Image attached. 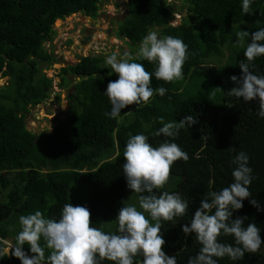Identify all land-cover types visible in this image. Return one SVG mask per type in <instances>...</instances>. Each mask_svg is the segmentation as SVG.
<instances>
[{"label": "trees", "instance_id": "trees-1", "mask_svg": "<svg viewBox=\"0 0 264 264\" xmlns=\"http://www.w3.org/2000/svg\"><path fill=\"white\" fill-rule=\"evenodd\" d=\"M183 2L187 6L180 11L187 12L176 25L175 11L165 6L164 0H128V14L120 23L119 36L134 45L140 44L150 31L161 38L171 35L181 39L188 45L182 79L203 71L205 64L221 65L209 75V81H215L222 89L219 101L213 103L190 89L181 90L172 82L157 80L154 63L132 56L153 73L150 87H164L167 91L164 96L154 93L147 104L128 105L119 116L111 118L105 115L111 104L104 92L109 81L118 79V74L111 73L104 56L90 55L62 68L63 75L79 78L72 95L69 124L56 127L52 133L36 135L27 129L25 119L31 107L50 97L53 81L42 72L41 65L56 61L45 44L53 40L58 19L78 12L96 17L99 0H0V74L9 77L0 89V186L3 191L8 190L7 201H0V248L9 240L15 244L21 230V215L39 210L45 218L58 221L66 203L88 208L93 227L114 233L108 229L111 226L117 232L118 225L115 221L111 225L108 219L117 204L129 197L122 168L123 152L127 140L136 134L146 135L153 147L165 140L175 142L189 157L186 162L177 160L168 182L162 189L154 190L157 195L163 191L179 193L188 202L184 216L161 222L166 242L163 250L168 256H175L177 264H188L189 257L195 256L201 247L194 233L185 236L182 226L190 225L207 193L234 182L232 172L236 165L232 161L241 151L248 155L252 169V197L242 201L243 207L233 211L232 219L247 217L245 227L254 223L261 229L264 242V118L257 114L258 99L245 102L228 94L235 86L230 77L239 78V63L247 62L243 53L251 42V33L264 28V0H251L252 12L245 14L242 0ZM242 30L250 33L243 47L236 43V33ZM252 71L264 76V55L255 58ZM189 115L197 122L185 125L176 137L153 135L162 127L159 117L167 123ZM74 183L90 184L91 194L86 202L70 201ZM252 198L262 210L250 203ZM147 218L151 219L149 215ZM218 239L235 246L232 236L222 234ZM40 244L47 257L50 250L43 238ZM23 251L34 255L27 243ZM141 260L142 256L134 257L136 264ZM217 260L218 264H264V243L256 253L245 252L243 259ZM0 264L21 261L10 254L0 258ZM103 264L114 262L106 260Z\"/></svg>", "mask_w": 264, "mask_h": 264}, {"label": "clouds", "instance_id": "clouds-1", "mask_svg": "<svg viewBox=\"0 0 264 264\" xmlns=\"http://www.w3.org/2000/svg\"><path fill=\"white\" fill-rule=\"evenodd\" d=\"M165 6H172L174 0H164ZM242 12L251 13V0H242ZM236 43L244 46L249 38L248 31L236 33ZM264 28L251 33V42L243 53L244 60L239 63L242 75H233L230 79L235 86L228 94L242 98L245 102L258 99V116L264 118V76L254 74L252 62L264 55ZM188 45L171 35L158 38L155 31H150L142 40L137 57L156 65L155 78L165 82L183 78V65L188 58ZM111 73L118 74V79L109 81L104 92L111 104V110L105 115L116 118L121 109L128 105L147 104L154 93L164 96L166 89L150 87L152 75L143 64L135 62L128 53L118 58L112 54L105 61ZM110 73V74H111ZM153 135L174 138L185 125L197 122L193 116H185L178 122H164ZM125 162L122 165L127 187L134 192L144 193L139 198L143 211L135 206H123L116 217V233H105L92 226L91 213L84 206L66 203L60 219L45 218L41 211L21 215V230L16 236L15 244L0 248V258L11 254L19 258L21 264H136L134 257L142 256L138 264H177L175 256H168L163 250L165 240L161 233L162 221H173L188 212V202L179 193H155L168 182L171 167L177 160L189 159L188 154L175 142L165 140L158 147H153L144 134L130 136L123 152ZM236 167L232 172L234 182L219 191H212L201 200L190 225L182 226L185 236L194 233L201 245L195 256H190L188 264H218L217 258L228 257L235 261L243 259L245 252L256 253L262 243L260 231L254 223L245 227L247 217L232 219L234 210L243 207L242 201L252 197L249 186L252 182V169L249 167L248 155L241 151L232 161ZM250 203L260 209L255 198ZM214 210V212H213ZM148 213L151 219L146 218ZM152 221L155 223L153 224ZM234 237L235 246L219 241L221 235ZM43 238L50 254L45 257ZM28 244L31 253L28 256L23 246Z\"/></svg>", "mask_w": 264, "mask_h": 264}, {"label": "rangeland", "instance_id": "rangeland-1", "mask_svg": "<svg viewBox=\"0 0 264 264\" xmlns=\"http://www.w3.org/2000/svg\"><path fill=\"white\" fill-rule=\"evenodd\" d=\"M99 5L100 9L96 17L78 12L56 21L54 25V38L47 42L45 47L55 57L56 61L41 65L42 72L53 81L51 94L43 103L31 107L25 119L27 129L35 131L37 135L42 132L52 133L56 127L69 124L72 95L75 93V84L79 78L63 75V67L75 65L81 61L82 57L90 55L107 58L115 53L119 58L128 53L131 56H137L141 43L134 45L128 38L119 36L120 23L128 14V0H99ZM183 6H187L183 0H174L171 6L175 11L174 24L176 25L180 24L186 15V9L184 12L180 11ZM157 35L158 38H161L158 33ZM225 54L228 55L229 53L226 52ZM220 66L217 63L210 66L205 64L206 69L203 71L200 69L192 77L186 80H174L172 83L181 90L190 89L194 94H201L215 103L219 101L222 89L218 87L215 81H209V75L213 71L212 69ZM218 74L223 75L222 72H218ZM64 76L66 80L63 79ZM8 80V76L0 74V89L7 84ZM0 191L2 192L0 193V201H7L8 190L3 191L0 186ZM90 194V184L74 183L69 192V199L74 203L82 204L89 199ZM140 196V193L129 189L128 199L117 204L115 213L108 219L109 223L112 225L115 221L118 225L116 217L123 206L131 205L143 211L139 205ZM144 214L147 218L148 214ZM108 229L116 233L111 229V226ZM6 243L13 244L12 240Z\"/></svg>", "mask_w": 264, "mask_h": 264}, {"label": "water", "instance_id": "water-1", "mask_svg": "<svg viewBox=\"0 0 264 264\" xmlns=\"http://www.w3.org/2000/svg\"><path fill=\"white\" fill-rule=\"evenodd\" d=\"M34 133L36 134V132L34 131ZM37 135V134H36ZM10 255V254H9Z\"/></svg>", "mask_w": 264, "mask_h": 264}, {"label": "bare ground", "instance_id": "bare-ground-1", "mask_svg": "<svg viewBox=\"0 0 264 264\" xmlns=\"http://www.w3.org/2000/svg\"><path fill=\"white\" fill-rule=\"evenodd\" d=\"M58 20H60V19H58ZM58 20H57V21H58Z\"/></svg>", "mask_w": 264, "mask_h": 264}]
</instances>
